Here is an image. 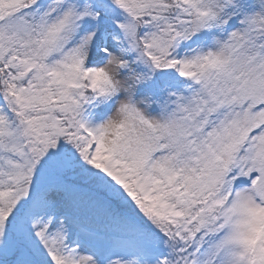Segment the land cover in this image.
<instances>
[{"label":"snow or ice","instance_id":"obj_1","mask_svg":"<svg viewBox=\"0 0 264 264\" xmlns=\"http://www.w3.org/2000/svg\"><path fill=\"white\" fill-rule=\"evenodd\" d=\"M0 264H264V0H0Z\"/></svg>","mask_w":264,"mask_h":264}]
</instances>
